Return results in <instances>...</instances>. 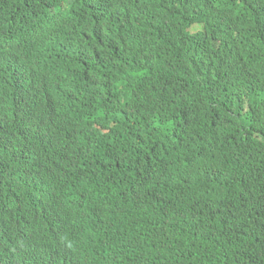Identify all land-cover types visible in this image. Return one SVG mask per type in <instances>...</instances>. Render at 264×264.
Returning a JSON list of instances; mask_svg holds the SVG:
<instances>
[{"label": "trees", "instance_id": "16d2710c", "mask_svg": "<svg viewBox=\"0 0 264 264\" xmlns=\"http://www.w3.org/2000/svg\"><path fill=\"white\" fill-rule=\"evenodd\" d=\"M39 15L49 22L38 28ZM65 18L77 26L51 69L0 49V182L24 191L44 178L64 195L40 185L45 219L41 208L0 218V264H264V0H0V37L14 27L43 41ZM73 66L89 109L78 128L60 115ZM24 95L33 99L20 107ZM141 97L153 102L150 140L173 150L158 175L98 137L124 113L142 118ZM63 204L97 230L59 219ZM154 206L176 218L156 222Z\"/></svg>", "mask_w": 264, "mask_h": 264}, {"label": "clouds", "instance_id": "9594fccd", "mask_svg": "<svg viewBox=\"0 0 264 264\" xmlns=\"http://www.w3.org/2000/svg\"><path fill=\"white\" fill-rule=\"evenodd\" d=\"M62 20L64 21V24H54L49 29V33L44 36L45 38L43 39V41H41V38L34 32L23 28L19 29L12 27L4 30L1 34L0 41H2V43H7L8 47L6 49H2V51L8 56L14 58L18 57L26 59H38L37 64L39 67L44 69H51L54 64L53 52L63 48L64 46V32L68 28L77 26L75 23V18H65ZM67 69L68 70L65 77H68V75L72 76L70 78L68 77L67 79L64 78L65 83H62V89L65 91L64 97L70 100L62 102L60 115L72 127L78 128L86 123L89 116L88 106L84 101H82L87 98L81 94H77L84 91V88L80 87L81 80L78 78L77 68H74L73 66L72 68L67 67ZM46 88V83L41 84L40 88L38 89V93L44 94ZM31 99H33L31 95H24L20 97L18 99L19 106L24 107V105H27V103ZM139 101H142V103L137 106V108L141 113L142 118L137 119L136 117H138V115L127 117L126 113H124L119 121H115L114 123H112L108 130L98 137L112 139L113 141L110 143V145L116 152L120 153L127 159H144V161L147 163L146 170L151 172L153 175H158L156 172L170 167V162L173 159V150L163 142H155L150 140L149 130L154 120V116L153 119H151V116L146 119L144 115H146L148 111L150 112V114L153 112V102L145 97H141ZM173 121L174 115L171 123L168 126V129L166 130L167 133L173 131ZM124 135L129 136L131 141L130 145H126V143L121 140V137ZM138 148H140L141 151L138 150ZM154 152L158 155L157 159L152 158ZM115 178L119 183L121 191H123L124 189V192L127 194L140 195L136 198L137 200L144 201L146 199V192L142 190L137 184H130L126 182L127 178L123 176L115 175ZM92 184V182H89L86 185H89L90 187ZM40 185H43L44 187L43 193L45 196L49 192V194H52V198L55 201L64 199V195L58 191V183L52 180L38 178L36 181L32 182L30 186H28L24 191L20 190L18 185L0 182V198L3 201L14 197H19L22 193H26V196L24 197L25 201L21 205L16 206L15 208L10 205L1 206L0 208L12 207V209L14 210L12 212L8 211L0 213V218L12 215L16 218L29 220L37 217L38 214L35 213V210L41 208L42 211L39 216L42 215V220L45 219L47 217L46 210L43 209V206L36 203L39 191L38 187ZM19 192L21 194H19ZM54 207L55 210H59L56 205H54ZM64 208L65 204L62 205L59 211V219L71 218L74 224L83 225L93 232L97 230L96 227L88 223H79L80 219L85 218L80 217V215L74 210L72 211L73 208L67 209L68 212H63L62 210ZM150 211L154 215L155 220L158 223H172L176 218L174 212H161L160 207H151ZM56 224V222L51 223L52 226ZM63 225L68 228L71 227V225L68 224ZM44 239L60 240L61 235H46Z\"/></svg>", "mask_w": 264, "mask_h": 264}, {"label": "bare ground", "instance_id": "6f19581e", "mask_svg": "<svg viewBox=\"0 0 264 264\" xmlns=\"http://www.w3.org/2000/svg\"><path fill=\"white\" fill-rule=\"evenodd\" d=\"M27 20H28V18H26ZM44 20H43V22H39V20H40V15L39 16H37V18L35 19V22H36V24H37V27L39 28V27H41V25L42 24H46V23H48L49 22V16H44V18H43ZM6 40H8V39H6ZM8 46H7V43H2V41H0V49H6ZM18 74H15V76H17Z\"/></svg>", "mask_w": 264, "mask_h": 264}]
</instances>
